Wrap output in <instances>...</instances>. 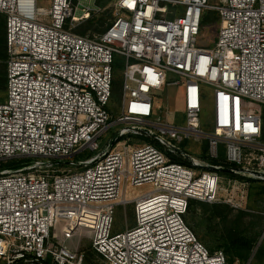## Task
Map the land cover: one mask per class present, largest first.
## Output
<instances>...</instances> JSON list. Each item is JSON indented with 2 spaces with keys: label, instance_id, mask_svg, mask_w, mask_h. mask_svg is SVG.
<instances>
[{
  "label": "built area",
  "instance_id": "built-area-1",
  "mask_svg": "<svg viewBox=\"0 0 264 264\" xmlns=\"http://www.w3.org/2000/svg\"><path fill=\"white\" fill-rule=\"evenodd\" d=\"M87 1L0 0V162L23 161L0 172V264H86L68 246L77 234L89 239L93 264H229L185 217L191 201L244 210L251 180H264V117L246 109L264 106V0H112L105 31L81 35L77 27L101 11ZM205 11L219 15L212 49L197 46ZM167 87H182L181 126L156 108ZM116 126L103 154L66 167L98 152ZM134 188L146 191L130 196ZM130 203L134 226L118 231L115 215ZM81 210L95 216L93 227L78 225Z\"/></svg>",
  "mask_w": 264,
  "mask_h": 264
},
{
  "label": "rangeland",
  "instance_id": "rangeland-1",
  "mask_svg": "<svg viewBox=\"0 0 264 264\" xmlns=\"http://www.w3.org/2000/svg\"><path fill=\"white\" fill-rule=\"evenodd\" d=\"M51 1L52 0H37V7L48 8L51 6ZM111 1L112 0H88L85 2L84 7L89 8L91 11H96L98 8H101V11L96 15H92L89 21L78 26L76 29L77 33L84 32V35H96L105 31L115 18L112 9L109 7ZM217 2L218 0H208L209 5L217 4ZM80 13L81 11L79 10L78 14ZM1 16L6 20L3 14H1ZM218 32L219 15L212 11H205L200 34L197 37V46L208 49L214 48L217 43ZM115 62L116 66L114 67L113 73V97L109 105L116 117L119 114L118 107L122 97V69L124 61L121 57L117 56ZM174 80H180L183 86V79L173 78L172 82H174ZM181 88L182 87L164 88L157 93L159 97L155 98L156 108H158L159 112L161 111L163 118L167 119L169 123L180 126L184 124L185 120L184 107L181 102ZM205 92L206 95L209 96L211 93L210 88L206 87ZM5 97L6 93L0 94V102L5 100ZM246 109L248 112L257 113L264 117V106L259 103L249 101L246 104ZM118 129L119 126L113 127L101 135L98 140L100 147L98 152L86 150L73 157L70 161L72 164L66 167H74L73 163L78 162L85 164L88 159L103 154L105 150L111 146ZM208 130V127L203 126V131L207 132ZM129 191L130 196H135L145 192L146 189L134 188ZM133 206L134 204L130 203L126 209L122 208L117 211L115 215V226L118 228V231H123L125 228L134 226ZM94 219V215L89 214L86 210H81L79 212L80 223L78 225L93 227ZM186 222L200 242L211 252L222 250L226 253L223 246L231 240L235 241L236 244L242 248H249L248 251L252 249L247 259H242V257L238 255L230 256L228 254L230 264H246L250 260L251 264H264V180H251L249 198L244 210H236L224 203H201L194 206V211L187 215ZM58 238L62 240L64 236L59 234ZM68 246L72 250L83 253L85 255V260H87V257L95 260L91 251L89 239L85 236H80L79 234L75 235L69 240ZM256 248L260 250L258 249L259 252L257 251L255 254L254 250Z\"/></svg>",
  "mask_w": 264,
  "mask_h": 264
},
{
  "label": "trees",
  "instance_id": "trees-1",
  "mask_svg": "<svg viewBox=\"0 0 264 264\" xmlns=\"http://www.w3.org/2000/svg\"><path fill=\"white\" fill-rule=\"evenodd\" d=\"M5 22H6V20H4V18L1 16V13H0V63H1L0 64V94L6 93V87H7V65H6L7 53H6V33H5V25L6 24H5ZM79 34L84 35V32H81ZM115 66H116V62L114 63L113 67H115ZM1 67H2V69H1ZM2 101H4V100H2ZM146 141H149V140H146ZM172 161H174L176 163H185V161L179 157H172ZM22 162H23L22 160H7V161L0 162V172L7 171L10 169H16V167L20 166V164ZM197 204H201V203L197 202V201H191L190 202L187 215L190 212L194 211V206ZM187 215H186V217H187ZM186 217H185V220H186ZM223 248H225V250H226V253L224 251L223 252L225 253L227 259L229 258L228 254L230 256L238 255V256L242 257V259H247L248 255L250 254V251L252 250L251 249L250 251H248L249 248H247V247L242 248L241 246H238L236 244V242L233 240H231L227 244H225L223 246ZM260 248H261V246H260ZM258 249H257V251H258ZM257 251H256V253H257ZM263 254H264V252H263ZM92 261L93 260L90 257H87L86 264H93ZM228 263L230 264L229 259H228Z\"/></svg>",
  "mask_w": 264,
  "mask_h": 264
}]
</instances>
